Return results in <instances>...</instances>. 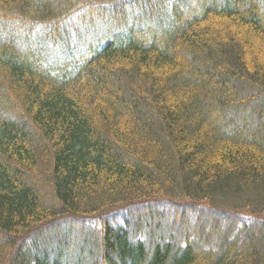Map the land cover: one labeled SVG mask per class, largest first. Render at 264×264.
<instances>
[{
	"label": "trees",
	"instance_id": "obj_1",
	"mask_svg": "<svg viewBox=\"0 0 264 264\" xmlns=\"http://www.w3.org/2000/svg\"><path fill=\"white\" fill-rule=\"evenodd\" d=\"M259 218L264 0H0V264H264Z\"/></svg>",
	"mask_w": 264,
	"mask_h": 264
},
{
	"label": "rangeland",
	"instance_id": "obj_2",
	"mask_svg": "<svg viewBox=\"0 0 264 264\" xmlns=\"http://www.w3.org/2000/svg\"><path fill=\"white\" fill-rule=\"evenodd\" d=\"M135 6L136 5H133V7H132L133 10H135V8H136ZM105 20L108 23L111 22V21H109L107 19H105ZM97 24H98L99 28L101 29L102 24H101V22L99 20L97 21ZM85 37L86 36H84V38ZM66 41H68V39L65 40V43L69 42V41L68 42H66ZM73 55H74V58L76 57L77 59H79L78 57L80 55H78V53L75 50H74V54ZM139 207H140V205H138L137 207L136 206L132 207V209L137 210ZM149 209H151V208L141 209L140 212L134 213V215H132V217H126V215H128V214H126L127 210H119V211L114 213V215H113L114 216V220L117 223L123 224L126 221L125 218H130V220H133V218L136 219V218H138V216L141 215V216H143L142 219H143L145 224L146 223H150L151 224L152 221H154L156 223L158 221H160L163 225L165 224V222L166 223L169 222L170 225H173V222H174L177 225V228H178V226L182 223L181 221H178V222L175 221V218L177 217V213H175V210L171 209L170 206H168L167 204H164V203L163 204H158L156 208L153 207L152 211H149ZM134 210H132V211H134ZM157 212H159L160 214L157 215ZM151 213H155V216H154L155 218H153L152 220L150 218V214ZM257 217L253 216L252 214H246V216H241V217L237 218L236 221H234V224H233V222H229V223H231V225H232V227H234V229L236 228L235 232H237L238 228H240V227L241 228L245 227V226L249 227L250 224L252 222H254L256 220L255 218H257ZM194 219H196L195 215H193L191 213H187L186 214V223L185 224H187V223L188 224L187 225L183 224L182 226L188 227L189 224L190 225L192 224V221L193 222L195 221ZM259 219L263 220L262 218H259ZM201 221H203V222L202 223L199 222V224L201 223L200 225H205V223L207 222V220H205V218H202ZM82 223H83V228L86 231V233L88 234V236L85 235V234H82V232H80V230L78 228H76V227L74 228V225L76 223H72L71 221L65 220L63 223H61L59 225L60 230L55 232V235H54V233L50 234L51 235L50 236V241H47L48 246L45 247V246H43V244H41L42 248L44 247L43 249H45L47 251L46 253H48L51 256V258H53L54 255L52 253H53V251H55L57 249L58 241L62 240L63 244H62V246H59V247H61V251H62L61 252L59 250V252L63 253L61 261L63 263H67V262L73 261L76 258V255H75V252H74L75 249H76L75 245L76 246H80L79 244H81V236H83L82 241L85 240V239H88V242L92 243L94 238L98 236L99 233H96V232L99 230V228L101 226V220H99L98 217L87 218ZM258 223L261 224V226H259V224L258 225H253L252 229L249 232H251V231L254 232L255 239H257L258 242H260L261 244L264 245V220L261 221V222L259 221ZM132 224H133V222H132ZM71 227H73L74 229L71 228ZM164 231L165 232L168 231L166 226H164L162 230H157L156 231V236L159 235V234H162ZM76 235L79 238L78 240H77ZM246 235H248V233H246ZM48 237H49V235L46 234L44 238H48ZM92 244H94V243H92ZM89 245H91V244L87 245V247L85 248L86 250L89 248ZM92 249L94 250V252L96 251V248L94 247V245L90 246V250H92ZM77 250L79 251L80 248L79 249L77 248ZM83 252H85V251H83ZM87 254L88 253L85 252V255H87ZM87 262H88V260L84 264H87Z\"/></svg>",
	"mask_w": 264,
	"mask_h": 264
},
{
	"label": "bare ground",
	"instance_id": "obj_3",
	"mask_svg": "<svg viewBox=\"0 0 264 264\" xmlns=\"http://www.w3.org/2000/svg\"><path fill=\"white\" fill-rule=\"evenodd\" d=\"M209 203V202H208ZM208 211V210H207ZM259 237V236H258Z\"/></svg>",
	"mask_w": 264,
	"mask_h": 264
}]
</instances>
